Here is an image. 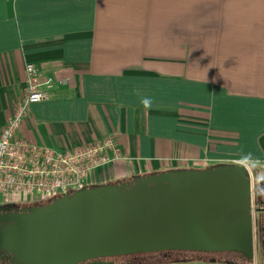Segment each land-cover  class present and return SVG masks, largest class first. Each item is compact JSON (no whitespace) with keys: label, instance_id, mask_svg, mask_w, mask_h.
<instances>
[{"label":"crops","instance_id":"obj_1","mask_svg":"<svg viewBox=\"0 0 264 264\" xmlns=\"http://www.w3.org/2000/svg\"><path fill=\"white\" fill-rule=\"evenodd\" d=\"M26 63L69 84L29 108L17 139L115 137L124 159L89 188L240 163L264 264V0H0V134Z\"/></svg>","mask_w":264,"mask_h":264},{"label":"water","instance_id":"obj_2","mask_svg":"<svg viewBox=\"0 0 264 264\" xmlns=\"http://www.w3.org/2000/svg\"><path fill=\"white\" fill-rule=\"evenodd\" d=\"M93 189L4 214L0 251L18 264H80L171 250L253 259L251 185L242 165Z\"/></svg>","mask_w":264,"mask_h":264},{"label":"built area","instance_id":"obj_3","mask_svg":"<svg viewBox=\"0 0 264 264\" xmlns=\"http://www.w3.org/2000/svg\"><path fill=\"white\" fill-rule=\"evenodd\" d=\"M22 100L12 110L0 134V204H26L56 199L89 188L96 174L124 156L113 136L72 150H55L17 139V132L32 105L48 101L68 79L47 77L32 63L25 64Z\"/></svg>","mask_w":264,"mask_h":264},{"label":"rangeland","instance_id":"obj_4","mask_svg":"<svg viewBox=\"0 0 264 264\" xmlns=\"http://www.w3.org/2000/svg\"><path fill=\"white\" fill-rule=\"evenodd\" d=\"M235 164L236 163L226 162L223 164H219L218 166H215L213 168H210V170H215L219 167L234 166ZM237 164L240 165V163H237ZM207 169H205V170H207ZM196 172H199V171H196ZM87 189L90 191L94 190L92 187L87 188ZM68 196H70V195H68ZM40 206H44V205H40ZM40 206H36V207L27 209V208L7 206V204H0V210L5 211L6 213H10V212L13 213L15 211L21 212V211L32 210V209L38 208ZM254 229H255L254 230V239H256V238H258L257 224H255ZM214 258H217V259L221 258L223 260L226 258L233 259V260H231V264H257V262L254 259V256H253V259L251 261H243V258L239 255H236V254H219V255H215ZM205 259H208V257L202 256V255L188 254V253H186V254H184V253L183 254L170 253V254H168V258L164 259L162 257V255H160L159 253H155L152 255L147 254V255L143 256V259H141V261L138 264H147V263H145L146 260H149L150 263H148V264H226L225 262L221 263V262H216V261L207 262Z\"/></svg>","mask_w":264,"mask_h":264},{"label":"flooded vegetation","instance_id":"obj_5","mask_svg":"<svg viewBox=\"0 0 264 264\" xmlns=\"http://www.w3.org/2000/svg\"><path fill=\"white\" fill-rule=\"evenodd\" d=\"M6 212L0 210V217H2ZM8 224H4L0 222V230H3L6 228ZM159 253L162 255L164 259L168 258V254L170 253H178V254H194V255H202L208 257V259H205L207 262H225L226 264H231V260L233 259H221V258H214L215 255L219 254H232V253H207V252H193V251H178V250H171V251H159V252H151V253H139V254H133V255H126V256H118V257H110V258H102V259H96V260H88L85 262H82L80 264H138L141 259H143V256L147 254H155ZM236 254V253H234ZM239 255V254H236ZM240 256V255H239ZM234 258V257H233ZM223 260V261H222ZM145 263H150L149 260H146ZM152 263V262H151ZM0 264H18L14 256L10 253H6L4 251H0Z\"/></svg>","mask_w":264,"mask_h":264},{"label":"trees","instance_id":"obj_6","mask_svg":"<svg viewBox=\"0 0 264 264\" xmlns=\"http://www.w3.org/2000/svg\"><path fill=\"white\" fill-rule=\"evenodd\" d=\"M60 198H62V196H59L56 199H47V200L46 199H36L33 202H29V203H26V204H7V206L29 209V208H33V207L40 206V205H44V206L48 205V204L52 203L53 201H55L57 199H60ZM40 207H43V206H40ZM232 254H234V253H232ZM243 261H247V260H245L243 258Z\"/></svg>","mask_w":264,"mask_h":264},{"label":"clouds","instance_id":"obj_7","mask_svg":"<svg viewBox=\"0 0 264 264\" xmlns=\"http://www.w3.org/2000/svg\"><path fill=\"white\" fill-rule=\"evenodd\" d=\"M145 103H147V101H145Z\"/></svg>","mask_w":264,"mask_h":264}]
</instances>
